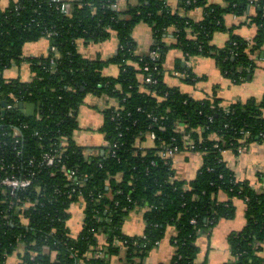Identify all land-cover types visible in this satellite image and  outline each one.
<instances>
[{
    "label": "trees",
    "instance_id": "16d2710c",
    "mask_svg": "<svg viewBox=\"0 0 264 264\" xmlns=\"http://www.w3.org/2000/svg\"><path fill=\"white\" fill-rule=\"evenodd\" d=\"M128 1L122 11L114 7L117 0H8L0 7V153L12 160L10 133L18 128L16 164L20 174H33L32 186L16 198L0 191V264H7L20 244L18 264H113V259L143 264L169 229L174 232L169 264H196L198 236L233 218L236 199L246 206L245 223L227 237L233 258L227 264H262L264 188L237 180L223 153L237 154L239 148L264 142V94L259 103L193 99L166 85L163 62L171 47L187 57H211L225 78L240 84L256 67L252 55L264 45V0L252 2L254 38L232 35L222 49L211 42L225 30L223 15L244 12L251 4L247 0L206 6L200 21L172 12L166 0ZM205 4L179 0L183 11ZM138 24L150 28L148 54L155 51L157 59L136 54L132 33ZM170 29L174 43L166 45ZM112 34L119 46L108 60H86L78 53V41L99 43ZM43 38L48 54L25 57L24 46ZM22 63L29 67L30 81L4 77L6 69H21ZM109 65L118 66L116 77L103 75ZM147 76L156 83H146ZM185 78L194 79L191 74ZM86 96L116 102L101 110L105 146L100 149L73 139ZM13 98L32 104L33 115L3 110L2 104H13ZM174 149L202 156L193 179L176 177L174 157L164 156ZM45 154L54 157L52 164L45 162ZM220 194L226 200L220 201ZM74 204H81L83 212L76 235L68 225ZM135 210L142 211L144 231L125 235L122 225Z\"/></svg>",
    "mask_w": 264,
    "mask_h": 264
},
{
    "label": "crops",
    "instance_id": "0c3cea01",
    "mask_svg": "<svg viewBox=\"0 0 264 264\" xmlns=\"http://www.w3.org/2000/svg\"><path fill=\"white\" fill-rule=\"evenodd\" d=\"M62 1L72 2L75 0ZM247 1L251 4L246 5L244 12L223 15L225 30L216 32L213 35L212 46L222 49L232 35L248 41L254 38L257 27L250 23L249 18L254 14L255 9V5L252 2L257 0ZM166 2L172 12H177L192 21H200L203 18L206 6H226L223 0H205L206 4L204 7L183 11V9L179 8V0H166ZM128 4V0H117L114 7L122 11L126 9ZM7 5L8 0H0L1 8H5ZM172 34V29L166 33L164 42L166 45L174 43ZM132 37L136 43V54L139 56L148 54L152 45L150 28L145 24H138L133 30ZM29 44L39 46L38 48L36 46L29 48L28 52L24 50L25 57L46 56L49 52V43L45 38ZM118 46V40L114 34L109 39L99 43L85 44L83 41L77 42L78 53L84 59L91 61L108 60L116 53ZM252 59L256 62L254 70L243 82L234 84L223 76L213 58L187 57L179 49L171 47L163 62V80L169 87L177 88L190 98L197 100L216 97L221 99L222 105L247 100L259 103L264 94V45L261 51L252 55ZM19 70L20 73L21 71L24 73L22 74V81H30L32 79L27 64H24L23 68ZM118 73L119 68L115 65H109L103 69V75L107 77H116ZM186 74L193 76L192 82L185 80ZM88 97L85 98L84 104L77 112L79 129L74 132L73 139L79 146L100 149L105 146L104 135L100 141L93 140L91 136L95 132H99L102 126L101 110L104 108L106 101L94 96ZM115 105L116 102H110V106ZM224 160L227 167L233 171L237 180L248 181L257 190L264 188V142L253 143L240 154L227 151L224 153ZM201 165L202 156L199 153L183 151L176 154L173 158L176 177L183 180L193 179ZM219 200H226L225 194H220ZM233 202L236 208L233 218L220 220L208 233L198 236L196 244L199 247V253L195 260L196 264H227L233 260L227 237L229 234L238 232L243 228L246 209L242 201L236 199ZM71 213L72 216L68 225L72 234L76 235L80 230L83 219L82 205L74 204ZM143 231L142 211L135 210L130 212L122 225L123 234L140 236ZM173 233V229L168 230L166 237L150 251L143 264H169L173 256V248L169 243V238ZM23 249L24 246L20 244L16 253L8 258L7 264H18V254L22 253ZM112 263L120 264L118 259H113Z\"/></svg>",
    "mask_w": 264,
    "mask_h": 264
},
{
    "label": "built area",
    "instance_id": "2783aa9c",
    "mask_svg": "<svg viewBox=\"0 0 264 264\" xmlns=\"http://www.w3.org/2000/svg\"><path fill=\"white\" fill-rule=\"evenodd\" d=\"M52 1L56 2V3L57 2L61 3L62 0H52ZM61 8H62V10L65 9L63 4H61ZM148 56L151 60H155L158 58V54L155 51L150 52L148 54ZM143 69H144V71L148 70L147 67H144ZM10 72H15V75L9 74ZM19 74H20L19 68L16 66H12L11 68L6 69L4 71L3 75L6 79H9V78L15 79L19 76ZM145 82L146 83H156L154 80L151 79L150 76L146 77ZM101 98L106 101L107 105H110V102L112 100L108 101V99L106 97H101ZM27 105H24L21 103L20 100L13 98V104H8V105L5 104V106H4L5 108L3 110L6 111V110L17 109L18 112L26 115V106ZM3 110H2V112H3ZM10 137H11V146L9 147V150H10V153L12 156V160H9V162H7L6 156L3 155L2 153H0V191L6 193L8 197L16 198L18 193L25 191L28 188H30V186H32L33 174L28 173V172L27 173L24 172V174H20L19 173L20 167L16 164V161L20 157V154H21L20 148L17 147L19 142H20V138H21L20 130L16 127H13V129L11 130V133H10ZM150 139L153 140L154 136L150 135ZM3 144H5V143H3ZM188 144H191V143L188 142ZM3 147H4V145L0 144L1 150ZM245 149L246 148H239L237 150V154H240ZM176 154H177V152L174 149V150L166 151L164 153V156L171 158V157H174ZM44 160L48 165H50L54 161V157L49 155V154H45ZM32 163H33V161L30 160L29 165H31Z\"/></svg>",
    "mask_w": 264,
    "mask_h": 264
},
{
    "label": "rangeland",
    "instance_id": "374dc122",
    "mask_svg": "<svg viewBox=\"0 0 264 264\" xmlns=\"http://www.w3.org/2000/svg\"><path fill=\"white\" fill-rule=\"evenodd\" d=\"M35 47L36 46V48H38V46L39 45H31V44H29L28 46H25L24 48H23V53L25 54V52H28V50H29V48H31V47ZM24 50H25V52H24ZM25 63H22L21 65H20V67L21 68H23V65H24ZM254 70V69H253ZM9 74H11V75H15V72H10ZM22 74H24V73H22V71H21V73L19 74V77L21 78V79H23V76H22ZM87 98H89L88 96H86ZM93 100H95V99H93ZM111 102H115V101H111ZM102 136H103V134L101 133V132H95L94 133V135L93 136H91V138L93 139V140H95V141H100V140H102ZM104 137V136H103ZM136 228V227H135ZM125 229V228H124ZM261 256H263V254H261ZM262 264H264V262L262 263Z\"/></svg>",
    "mask_w": 264,
    "mask_h": 264
},
{
    "label": "water",
    "instance_id": "95a60500",
    "mask_svg": "<svg viewBox=\"0 0 264 264\" xmlns=\"http://www.w3.org/2000/svg\"><path fill=\"white\" fill-rule=\"evenodd\" d=\"M3 106H5V103L2 104ZM34 113V106L32 104H28L26 106V115L32 116Z\"/></svg>",
    "mask_w": 264,
    "mask_h": 264
}]
</instances>
